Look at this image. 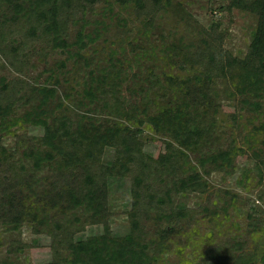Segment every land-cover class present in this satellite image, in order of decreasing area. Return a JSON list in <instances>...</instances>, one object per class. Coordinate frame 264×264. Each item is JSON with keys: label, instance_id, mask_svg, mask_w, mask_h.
Here are the masks:
<instances>
[{"label": "rangeland", "instance_id": "1", "mask_svg": "<svg viewBox=\"0 0 264 264\" xmlns=\"http://www.w3.org/2000/svg\"><path fill=\"white\" fill-rule=\"evenodd\" d=\"M232 1L175 0L166 7L154 0L142 4L134 0H58L61 25L70 43L61 48L47 36L34 12V1L0 0V108H8L7 115L12 108L9 120L19 122L3 135L1 144L14 153L13 162L24 158L25 147L19 140L50 138L43 127L22 121L37 104L34 89L43 86L56 90V100L48 109L54 117L65 115L74 123L84 115L115 119L137 132L136 165L125 176L111 175L120 136L113 135L110 145L101 147L96 171L108 174L111 199L90 205L97 223H85V231L68 243L69 252L80 249L90 236L102 234L106 223L119 246L141 226L145 240H152L149 253L157 257L158 264H212L217 254L248 258L264 251V133H258L264 124V98H257L262 102L257 108L255 98L242 95L235 63L246 58L258 22ZM78 37L84 41L82 49L73 45ZM116 73L125 75H120L111 92L125 101L124 108L135 104L134 119L112 116L113 95L102 98L96 91L94 103L87 95L96 79L103 75L111 79ZM152 75L166 87L169 79L178 84L166 97L150 96ZM196 77L209 85L210 98L217 104L214 133L201 154L217 157L227 152L230 167H198L203 181L179 193L173 182L180 184L179 179L192 173L172 170L169 163L160 161L178 146L158 130L157 120L181 100L179 83ZM145 104L148 115L142 112ZM203 107L207 118L213 115L206 103ZM48 150L40 147L42 155ZM200 156L190 154L191 163L198 165ZM0 169L4 175L7 166ZM139 176L145 210L140 215L132 201ZM158 198L164 201L162 207L147 208L146 203L151 208L160 205H156ZM172 212L178 218L160 219ZM85 219L86 214L81 216L82 224ZM168 223L172 232L166 236L163 229ZM29 225L12 232L0 223V264L54 263L51 236L37 234Z\"/></svg>", "mask_w": 264, "mask_h": 264}, {"label": "trees", "instance_id": "2", "mask_svg": "<svg viewBox=\"0 0 264 264\" xmlns=\"http://www.w3.org/2000/svg\"><path fill=\"white\" fill-rule=\"evenodd\" d=\"M31 1H34V12L38 13V19L41 18L47 36L51 37L53 43L61 48L70 46L61 25L58 0H28V2ZM134 1L136 4H142L141 1L149 0ZM154 1L157 4L162 2L166 7H171L175 0ZM232 3L250 11L257 18L258 25L253 33L249 52L245 59L235 61V63H237L236 76L241 85L240 89L244 90L242 95L255 98L254 106L261 108L262 102L257 101V98L261 100L264 98V0H233ZM30 30L36 31L33 27ZM83 44L82 38L78 37L73 45L82 49ZM76 55L79 56V53ZM120 75L125 74L116 73L111 76V79L109 75H103L102 78L96 79L87 95L91 103L98 98L96 91L103 94L102 98L107 93L110 96L113 95L115 107L113 112L111 107L112 116L131 120L134 119L133 114L137 111L135 104H131L129 109L124 108L125 101L123 102L111 92L120 81ZM149 79H152L150 81L152 86L149 89L150 96L166 97L169 92L174 91L173 86L178 84L169 79L168 87H166L161 85V82L155 81L154 76ZM208 88L209 85L198 77L180 82L178 89L182 96L181 100L157 120L158 130L167 134L178 146L160 161L169 163L168 166L172 170L177 169L184 173L188 170L192 173L185 179H179L180 184L173 182L176 192L179 193L185 191L190 184L203 181L202 175L199 174L200 169L205 170L210 164L221 169L230 167L227 163L229 162L227 152L217 157L212 154L204 156L201 154L202 149L208 146L216 126L217 104H214L210 98ZM34 91L33 94L38 95L37 102H35L37 104L33 107V112H26L22 121L43 127L50 138L34 139L30 142L24 139L19 140V144L24 146L25 150L24 158L18 162H13L14 153L2 147L1 143H3V135L10 132L19 122L9 120L12 108L9 115H7L8 108H0V166H7L4 175L0 169V223L8 226L12 232L30 223L31 228L37 234H49L53 241L52 247L55 255L53 264H158L157 257L149 253L152 240L147 239L148 242L145 240L141 226L137 231L128 235L123 244L119 246L113 240L111 226L106 223L102 234L90 236L80 249L68 251V243L76 234L84 232L86 225L97 223L90 205L107 203L111 199L108 174L96 171L97 157L101 147L110 145L113 135L120 136L121 139L116 144L117 158L111 168V175L120 173L125 176L136 165L137 132L115 119L98 120L84 115L80 121L74 123L65 115L54 117L48 109L49 104L56 100L54 99L56 90L43 86ZM59 101L57 106L61 107L62 100ZM203 103L212 109L213 115L209 114V118L206 117L207 110H203ZM144 106L145 109L142 112L148 115L146 104ZM200 107H203L202 110ZM260 131L264 133V124L258 129V133ZM37 145H43L49 150L42 155L41 146ZM190 154L201 155L198 165L191 163ZM123 160L130 163V166L123 164L121 162ZM22 162L30 164L24 165ZM41 171H46L47 174L41 177L34 175ZM135 182L138 187H136L132 201L134 210H137L140 215L145 212L141 204L143 203L141 202L142 194L139 191L143 180L139 176ZM156 201V205H160L151 208L152 205L146 203L147 208L155 210L164 205L163 200L158 198ZM81 212L84 214L80 215ZM179 212L181 217L185 216L183 211ZM85 214L86 219L82 224L81 216L85 218ZM173 217H177L174 212L162 215L160 219L173 221ZM85 223L88 224L85 225ZM167 225L169 226L163 229L166 236L172 232L169 228L171 224ZM156 247L162 248L163 245L158 244ZM232 258L234 260L231 264H264V251L260 254L248 255V258H243V256ZM231 259L217 254L212 259V264H229Z\"/></svg>", "mask_w": 264, "mask_h": 264}]
</instances>
